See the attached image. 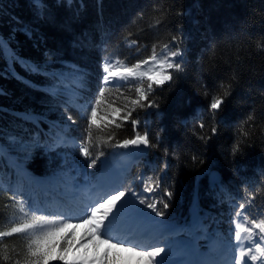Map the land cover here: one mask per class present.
<instances>
[{"label":"trees","instance_id":"1","mask_svg":"<svg viewBox=\"0 0 264 264\" xmlns=\"http://www.w3.org/2000/svg\"><path fill=\"white\" fill-rule=\"evenodd\" d=\"M44 2L53 13L52 23L37 20L31 0H0V35L7 37L12 34L15 51L39 64H44L46 50H51V63L44 65L50 71L68 72L73 64L85 69L89 96L95 93L99 84L102 56H119L127 62H135L149 54L153 42L159 40L162 46L178 26L182 27L187 36L189 76L170 90L158 89V111L162 115L148 117V131L153 139L159 137V148L137 163H132L130 156L122 162L117 160V156H112L110 160L116 166L127 165L129 182H138L137 177L146 175L155 178L156 174L171 178L174 197L166 210V220L194 226L202 233L217 230L228 237L232 226L230 205L243 197L245 191H251L261 183L257 173L264 169V143L259 138L245 149L243 155L234 159L230 157L234 126L253 109L257 117V137L264 128L261 120V113L264 112V0H73L71 8L67 7L66 0L59 6L57 0ZM154 2L159 3L156 12L149 7ZM74 12H78L75 20L72 19ZM140 12L144 13L142 19L138 17ZM176 12L185 14L180 16ZM17 18L21 25L16 24ZM23 26L35 27L33 39L18 31ZM81 37L83 39L78 43ZM213 37L215 43L209 49V41ZM105 39L109 42L106 53L101 49ZM131 40L148 47L136 55L135 48L128 46ZM210 55L212 61H218L214 67L209 62ZM197 57H202L199 63ZM9 64L0 55V143L7 147V154L0 156V183L3 185L0 187V231L7 230L10 222H21L18 213L5 208L14 189L10 182H20L26 192L32 193L38 188L36 180L47 181L52 168L43 151H36L30 159L24 160L15 146L8 143L7 136L10 134L24 135L35 130L32 125L26 126L19 121L17 114L26 110L42 113L46 119L41 128L47 131L48 123L62 117L61 105L67 99L61 96L54 100L46 95L48 86L53 82L51 79L33 75L19 63L11 67ZM204 64L211 69L210 75L204 73L210 86L233 75L237 84L229 108L234 119L221 127L222 134L207 146L192 135L200 122L193 119L194 114L200 111L203 117L207 116L209 98L197 94L200 67ZM106 97L114 99L111 93H106ZM69 111L79 121L76 127L71 126L73 135L79 137L84 121L75 108L69 107ZM140 118L142 121L145 119L144 113H140ZM182 119L189 120L187 127L179 123ZM162 128L163 132L160 131ZM114 131L118 139L132 135L130 124ZM165 148L167 157L162 151ZM101 149L106 153L123 151L112 149L102 142ZM193 156L197 158L193 159ZM164 159H167L169 169L161 172L159 165ZM20 163L26 172L21 173L16 167ZM213 170L219 172L224 191L209 184ZM94 173H100L99 163ZM249 180L255 183L245 190L244 184ZM152 195H162V192ZM262 207L264 188L258 193L254 205L246 207L245 211L255 216ZM4 243H8L9 247L6 252L0 249V264H13L15 259H22V256H16V251L22 252L26 248V237L13 236L6 238ZM5 254L10 257L9 260L3 259Z\"/></svg>","mask_w":264,"mask_h":264},{"label":"snow or ice","instance_id":"2","mask_svg":"<svg viewBox=\"0 0 264 264\" xmlns=\"http://www.w3.org/2000/svg\"><path fill=\"white\" fill-rule=\"evenodd\" d=\"M63 3L65 0H57L58 6ZM31 4L37 20L48 23L54 21L53 13L44 0H31ZM66 5L71 8L73 0H66ZM149 7L156 12L159 3L154 2ZM184 14L176 12V15ZM143 16V12L138 14L141 19ZM77 18L78 12H74L72 19ZM15 22L21 25L18 18ZM18 31H22L29 39H33L36 33L33 26H23ZM36 38L43 42L40 37ZM80 39L83 37L78 39V43ZM186 39L182 27L178 26L167 42H163L162 46L159 40L153 42L149 54L135 62H127L119 56H102L99 84L95 93L89 96L88 73L85 69L73 64L68 72L50 71L44 65L51 63V50H46L44 64H39L21 57L15 51L12 47V34L7 37L0 35V55L10 62V67L19 63L31 74L51 79L53 82L48 86L46 95L54 100L61 96L67 97L61 105L62 117L48 123L47 131L41 128L46 119L42 113L26 110L17 114L19 121L26 126L32 125L35 130L24 135L10 134L7 136L8 143L23 151L24 160L30 159L36 149H43L46 154L64 149L63 152H57L63 160L61 169L53 174V179L63 178L65 182L75 179L69 176V170L63 168L71 155L67 151L69 149L77 150L87 162V168L95 169L99 163L102 170V176L95 181L71 185L77 194L85 189L90 190L86 199L77 195L68 203L55 208L37 201L30 192L25 191L22 183L17 182L9 197L10 203H6L5 208L18 213L21 222H10L11 226L7 230L0 231V249L5 252L9 247L8 243H4L6 238L26 237V248L22 252L16 251V256H22V259H15L13 264H254L256 261L264 264V207L259 208L255 216L245 211L246 207L254 205L258 193L264 188V169L257 173L261 183L253 190L245 191L243 197L230 205L231 238L225 239L219 235L210 237V251L200 254L209 258L193 260L188 257L195 253V244L173 240L172 237L183 229L174 227L165 219L166 210L170 208L174 197L171 178L159 174L155 178L152 175L137 177L141 180L138 191L127 178L128 169L117 170L110 162L112 156L144 160L159 148V137L153 139L148 131V117L162 115L158 111L160 96L157 90H170L177 82L189 76ZM108 43L107 39L101 43L105 53ZM214 43V37L210 38L209 49ZM128 46L135 48L136 55L148 47L138 45L136 40L129 41ZM201 59L197 57V62ZM209 62L213 67L218 63L212 61L211 55ZM205 72L211 74L207 64L200 67L197 94L209 98L207 116L203 117L200 111L194 114L193 119L200 122L192 135L207 146L222 134L221 127L227 126L234 119L229 108L237 84L233 75L210 86L204 77ZM106 93H111L114 99L106 97ZM69 107L79 111L84 121L79 137L73 135L74 129L71 126L78 125L79 121L69 111ZM141 112L145 115L143 121L140 118ZM256 120L253 109L235 124V137L230 146L232 159L243 155L245 149L251 147L258 138L264 143V128L261 129L260 137H257ZM261 120L264 122V112L261 113ZM179 123L187 127L189 120L182 119ZM127 124L131 125V137L118 139L114 130H122ZM101 142L112 149L124 151L106 153L101 149ZM162 151L167 157V149ZM6 154V145L0 143V156ZM106 155L109 158L102 159ZM196 158L193 156V159ZM16 167L21 173L26 172L22 163ZM159 168L161 172L169 169L167 159L161 161ZM83 175L87 177L96 174L85 171ZM213 183L220 191H224L222 179L214 180ZM253 183V180L246 181L244 189ZM0 187H3L2 183ZM154 192H162V195H152ZM242 233L245 234L243 237ZM178 256L181 258H174ZM3 259L9 260L10 257L5 254Z\"/></svg>","mask_w":264,"mask_h":264},{"label":"rangeland","instance_id":"3","mask_svg":"<svg viewBox=\"0 0 264 264\" xmlns=\"http://www.w3.org/2000/svg\"><path fill=\"white\" fill-rule=\"evenodd\" d=\"M15 146V145H13ZM16 150H18L19 155L23 158L24 153L23 151L20 150V148L18 146H15ZM36 151H43V149H36L32 154L31 157L34 155V153ZM65 151L64 149H58L55 152H51V153H45L46 158L50 161L51 165L53 166L51 168V172L50 175L48 177V181L44 182V183H40L38 188L39 191H41V200L37 199V194L39 193V191L34 190L33 193H31L35 199H37L39 202L41 203H47L49 207L55 208L58 207L62 204H66L70 201V199L74 196L79 195V197L81 199H86L89 195H90V190L85 189L82 193L77 194L75 192V190L73 189V187L71 185L79 183L81 185H83L86 181H95L92 180L91 178H89V176L85 177L83 175V173L86 171L90 174L94 173V170L96 169H89L87 168V162L83 159L80 158L81 156L78 154L76 149H69L67 151H69L71 153V155L68 157L67 162L63 164V168L69 170V176L75 177L74 180H70L68 182H65L63 178L60 179H53V174L56 173L58 170L61 169V165H62V160L63 157L60 155H57V152H63ZM124 151V150H123ZM44 152V151H43ZM122 152V151H120ZM126 156L124 157H118L117 156V160L119 162L124 161ZM104 159H108V158H104ZM75 165V168H74ZM123 167H121L120 169H122ZM117 170H119V168H116ZM92 176V175H91ZM94 178H96L95 176H92ZM17 184V183H16ZM16 184H12L10 186H12L14 188V186H16ZM140 184H141V180H139V182H131V185L134 189L136 190H140ZM141 207H143V205H141ZM150 209H147V211ZM149 212V211H148ZM154 215V213L152 214ZM157 219H159V217H157ZM171 223V222H170ZM173 226L175 224L171 223ZM179 229V228H178ZM245 234L242 233L241 236L243 237ZM201 234L196 233L195 231L190 232L188 229H186L184 232H178L175 236L172 237L173 240L177 241V242H192L195 244V248L196 254H201V253H208L210 251V241L209 238H205V237H201ZM197 237H199V239H197ZM243 239L241 241V243H243ZM206 259L209 258L207 256H200L199 259ZM259 262V261H257Z\"/></svg>","mask_w":264,"mask_h":264},{"label":"water","instance_id":"4","mask_svg":"<svg viewBox=\"0 0 264 264\" xmlns=\"http://www.w3.org/2000/svg\"><path fill=\"white\" fill-rule=\"evenodd\" d=\"M129 151L131 152V151H133L132 149H129ZM220 179V175H219V173L218 172H216V171H212L211 172V177H210V184H214L213 182H214V180H219Z\"/></svg>","mask_w":264,"mask_h":264},{"label":"bare ground","instance_id":"5","mask_svg":"<svg viewBox=\"0 0 264 264\" xmlns=\"http://www.w3.org/2000/svg\"><path fill=\"white\" fill-rule=\"evenodd\" d=\"M13 183L16 184L17 181H15V182H10V185H12ZM14 187H15V186H14ZM82 192H83V191H82ZM82 192H80V193H82ZM191 259H193V260L196 259V256H195V257H192Z\"/></svg>","mask_w":264,"mask_h":264}]
</instances>
